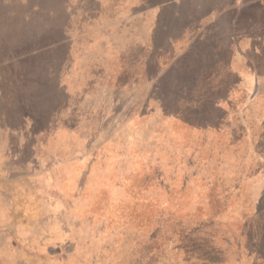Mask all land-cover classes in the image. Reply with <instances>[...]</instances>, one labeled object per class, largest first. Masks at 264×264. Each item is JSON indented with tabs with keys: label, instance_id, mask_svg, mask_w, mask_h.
<instances>
[{
	"label": "rangeland",
	"instance_id": "374dc122",
	"mask_svg": "<svg viewBox=\"0 0 264 264\" xmlns=\"http://www.w3.org/2000/svg\"><path fill=\"white\" fill-rule=\"evenodd\" d=\"M103 1L72 0V39L52 49V30L54 42L62 36L59 16L49 17L58 0H0V264H132L141 248L160 254L155 240L169 255L173 229L186 230L196 259L228 246L211 239L215 227L238 238L220 257L262 264L264 196L249 216L242 210L245 197L264 194V134L242 128L245 113L264 117V39L259 56L241 45L233 56L234 23L192 13V37L207 35V44L195 42L203 53L158 76L156 63L135 64L145 86L128 85L117 78V54L124 60L141 24L131 31L122 21L124 0L115 12ZM182 2L164 0L166 34L186 26ZM102 8L121 19L97 17ZM215 34L223 37L209 44ZM42 49L53 54L43 58ZM233 65L241 72L228 71ZM197 177L221 190L218 207L198 206Z\"/></svg>",
	"mask_w": 264,
	"mask_h": 264
},
{
	"label": "trees",
	"instance_id": "16d2710c",
	"mask_svg": "<svg viewBox=\"0 0 264 264\" xmlns=\"http://www.w3.org/2000/svg\"><path fill=\"white\" fill-rule=\"evenodd\" d=\"M95 1H98L101 5H104L103 0H95ZM113 1H112L113 5H111V2H110V5H111L110 7H113V11L115 12V9H116L115 7L118 4L119 0H113ZM58 2L59 3H57V2L54 3V5L52 6L54 8L50 9V16L49 17L51 19H53L54 17L59 16L58 21H60V23H61V31L60 32L62 33V36L60 39H58L57 41L54 42L53 39H54L55 35H53V38H52V33H54L52 30V32L50 33V36H48L49 41H51V43L49 44L50 45L49 47L50 48L52 47V49L56 48V47H66L68 44L67 42H69L72 39L71 36L69 35V33L71 32V31L69 32V29L72 28L71 21L74 17V15H73V10H74L73 9V6H74L73 2H72V0H58ZM118 7L120 8V12L125 14V18H123L122 21L124 23H126L127 28L130 29L129 25H131V31H132V27L134 26L135 22H138L141 24L139 27V28H141V30L138 31V33L141 32V34H142L139 40H136V42L129 44L130 49H127V46H129V45H127V46L125 45V48L121 50L126 54V56L124 57V60H122L119 53L117 54V60L116 61L120 62V63H118V66H120V64H122L121 71L118 73L117 78L124 79V80H121V82L124 81V84L129 83L128 85L145 86V82H143L141 77L134 75L133 66L135 64H138L143 69L144 68L146 69L147 65L145 66L144 62H146V64L148 61L156 63V65H157L156 70L158 71V73H157V76H158L159 72L164 71V70H168L169 68H167V67H173L174 69H177L179 59L187 58V56L191 57V56H193V54L195 52H197L199 50H200V52H198L199 54L203 53L202 48H199L195 44V42L197 39H203V40H205V44H207V35L203 34L202 36H197V38L192 37L193 27L196 24L194 21H191V22L189 21L190 19H193V18H192V14L190 16L188 9L185 11L186 17H184L185 20L187 21L186 26H184V27L172 26V28H170V30L166 34L164 32V28H166V27H164V25H162V23H163L162 19L164 18V11L166 9H168L169 7L167 6V8H166V4H164V0H124V5L121 7L120 6H118ZM92 11L94 13H97V10L95 8ZM191 13H195V12L191 11ZM96 16L105 18L106 20L111 19V22H113L115 20L119 21L121 19V18L115 16V14H113L112 17L109 18V15H107L105 13L103 8L100 10V12ZM145 16L148 19H150V21H147V19H145ZM87 17L88 16H86L83 19H86ZM203 18L207 19L208 17L203 16ZM197 28H199V27L195 26L194 32L197 31ZM133 34H134V32H133ZM35 37L38 38L37 33H36ZM167 40H168L169 44L162 43V42H166ZM208 43L215 45V40L209 39ZM165 47L167 48L166 51L164 50ZM119 49H121V47H119ZM204 49L207 50L210 48L206 47ZM147 51L150 53V55H152L150 60L148 59V52ZM167 52L169 55L174 56V58L172 57L173 60L166 61L165 58H163V56ZM41 53L44 55L43 58H46L49 54H53L51 50H47V49H42ZM35 54H37L36 49L29 56H32V58H34ZM167 65H169V66H167ZM227 69L230 72L236 73V71H233L230 67H228ZM139 81H140V83H139ZM121 84H123V83H121ZM242 102L243 101H240V104H242ZM224 103H225V101H221V103H218V101H217V106H215V107H218L220 112H222V113H225L223 111ZM230 109H233V108L231 107ZM245 115H246V118L245 117L243 118V116H242V118L244 119V122L247 121L248 124L246 122V125L243 126L242 130H244V132L246 134H249V133H252V134L259 133L260 135L264 134V117H263V115L261 116V113H259V112H257V114L255 116H252V117H251V115H249L248 112L245 113ZM223 117H224V115H222L219 118V120L216 121L217 123L215 124V126H217V127H215V130L224 131L223 127H225V126L223 124L224 122L222 121ZM225 125H228V124H225ZM256 126H257V128H256ZM241 127L242 126H240V128ZM223 134H226V138L223 141V143H225L228 141V135L229 134L228 133H223ZM260 140L262 141L263 139L260 138ZM244 141L245 140L243 139V142ZM228 143L231 144L230 139H229ZM242 144L245 147L244 149L247 150L248 149L247 142L242 143ZM258 150L259 149H257V151ZM258 167L262 168L261 166H258ZM199 178L200 177H197L198 184L200 183L198 185V187H199V189H201L202 193L204 194V197H203V199L201 198V201H198V206H200V203H202V206L204 204V207H206V206L210 207L211 205H215L216 207H218L219 206L218 200H221L222 197L224 196L221 194L222 193L221 190H219V189L215 190L216 187L212 188L213 187L212 184L214 182L213 179L208 178V180L205 179V181H204V177H203V180H201ZM211 192H215V194L212 195ZM263 196H264V194L260 193V196H258L259 198L256 197L255 200L253 197H245L246 202L244 204V210H242V212L245 215L249 216L254 209L253 205H255V206L260 205V201H261ZM224 204H225V202H222V203L220 202V205H224ZM220 208H222V207H220ZM258 208H260V206H258ZM241 209H242V207H241ZM249 209H250V211H249ZM207 213H209V211ZM209 221L210 220L207 217H203L202 220L200 221V224L205 225ZM184 231H186V230L183 229L182 231L181 230L176 231L173 229L171 231V233L169 234L170 238H172L171 241L173 244L172 249H170V251H169V255L164 256V252H165L164 247L165 246L163 247V242H161L159 244V240H155V245L157 244V247L158 246L161 247L160 254L159 253H156V254L148 253V251H147V253L144 255L143 253L145 252V248H144V251H142V248H141L140 251L134 252L133 256L130 254V257H129L130 262L132 264H244V263H242L241 258L240 259L239 258L230 259L227 257L228 259H226L225 256H222V257L219 256L220 254L226 255V254L232 252L228 249H229V247L234 246V243L238 238L236 236H234L233 234H231V232H227V230L223 231L221 229V227H219V229H218V227H215V230L213 232V237H211V239H213L215 241V243H216V241H219V240H221V241L225 240V242L224 241L223 242H224V244H228V246L221 247V246L216 245V248L219 251H216L213 254H210V253L206 254L205 252L200 251V254L196 257V259H193V256H192L193 247H192V243H191L193 240H191V238H188ZM225 234H227V235H225ZM193 236H194V233H193ZM147 237L149 239H152L151 236H149L148 232L144 233L143 238L145 239ZM139 246H143V244H141ZM134 247H136V246H134ZM148 247H150V244L148 245ZM148 247H146V248H148ZM159 247L157 249H159ZM214 249H215V247L213 246L212 250H214ZM140 253L143 255H141ZM138 254L140 256H137ZM188 254H190V256ZM262 264H264V256H263Z\"/></svg>",
	"mask_w": 264,
	"mask_h": 264
},
{
	"label": "crops",
	"instance_id": "0c3cea01",
	"mask_svg": "<svg viewBox=\"0 0 264 264\" xmlns=\"http://www.w3.org/2000/svg\"><path fill=\"white\" fill-rule=\"evenodd\" d=\"M181 5L184 13L188 9L190 16L192 11L201 17H208L205 19L206 21L209 19L214 20L218 17L221 20L223 18L231 20V23H234L233 34H228V38L232 39L230 48L233 56L240 55V45L242 48L248 47L251 51L250 53L257 56L262 53L259 40L264 39V35L261 34L264 25V0H183ZM222 22L224 21L222 20ZM208 37L216 42L218 37L222 38L223 36L215 34L213 37ZM231 69L240 71V68L236 69L235 65ZM252 70L254 72L255 69L252 68ZM250 77L253 79L251 86H255V75L251 74Z\"/></svg>",
	"mask_w": 264,
	"mask_h": 264
}]
</instances>
